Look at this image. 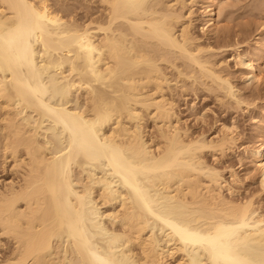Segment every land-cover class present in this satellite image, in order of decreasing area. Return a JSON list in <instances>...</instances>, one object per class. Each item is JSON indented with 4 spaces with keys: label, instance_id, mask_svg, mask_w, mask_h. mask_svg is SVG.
I'll use <instances>...</instances> for the list:
<instances>
[{
    "label": "bare ground",
    "instance_id": "bare-ground-1",
    "mask_svg": "<svg viewBox=\"0 0 264 264\" xmlns=\"http://www.w3.org/2000/svg\"><path fill=\"white\" fill-rule=\"evenodd\" d=\"M196 3L214 36L236 6L0 0V264H264V113L242 147L235 121L206 135L177 110L204 87L249 111L228 60L194 30ZM260 26L251 50L233 44L254 85ZM235 154L245 177L226 164ZM253 171L258 186L242 188Z\"/></svg>",
    "mask_w": 264,
    "mask_h": 264
},
{
    "label": "rangeland",
    "instance_id": "rangeland-1",
    "mask_svg": "<svg viewBox=\"0 0 264 264\" xmlns=\"http://www.w3.org/2000/svg\"><path fill=\"white\" fill-rule=\"evenodd\" d=\"M229 1L236 3V6L225 10L226 13H223L215 36L212 34L205 35L203 33L201 26L204 23V17L199 3H196L193 6L195 13L194 15L196 18L194 30L202 38L203 42L206 43L211 41L212 46L215 48L214 51H217L215 55L216 60H228L229 67L231 69L230 71H232V81H234V84L238 89H240L241 98L244 97L243 100L246 101V103L248 102L249 111L244 112L242 108L238 107L237 105L235 106L234 98H228L229 100L227 99V103L229 102V105L227 104L228 106L221 105L215 99L214 93L204 89V87L199 88L197 92L190 91L189 94L177 96V110L179 115L182 117L183 122H186V124H188L190 127V130L197 133L203 132L206 135L212 134L222 123L231 124V122L235 121L238 131L240 132L238 144L243 147L244 145H252L257 141L258 133L256 134V131L259 132V129L257 128L259 123L261 124L260 119L264 113V98L257 97L255 90L259 89L263 92L264 83L259 85L255 84L258 86L256 87L254 84H252V81L249 77L246 80H243V74L241 73L242 68L237 66L233 60V55L236 52V46L233 44L238 39L241 44L246 45L241 46V49H252L249 46L250 42H252L251 35H254L253 33L256 34L257 31L260 30V24L264 21V18L261 17V15L264 14V9H255L252 12H249L248 6L246 5H248V1L250 2V0ZM246 22H249L250 26H248L249 24L247 25ZM242 24H246V26H248L246 28V30H248H245L247 33H245V31H241V28L243 27ZM220 28L222 30H220ZM223 29L226 31L224 35H222ZM239 29H241L240 32ZM237 33H239V38L236 36ZM250 45L253 46L252 43ZM193 103L196 105L195 109L191 108ZM50 128L52 129L51 126ZM242 147L237 149V154L242 153ZM237 154L229 156L227 158L228 161L226 164L234 165V168L237 169V171H239L243 177H245L247 166L239 161ZM227 171L228 169L225 170V173L228 176L229 174ZM253 172L255 174L252 173L248 179L244 180L245 182L242 188L246 187L247 189L251 190L258 186V183L254 182V179L257 178V171ZM3 177L4 173L0 167V180Z\"/></svg>",
    "mask_w": 264,
    "mask_h": 264
}]
</instances>
